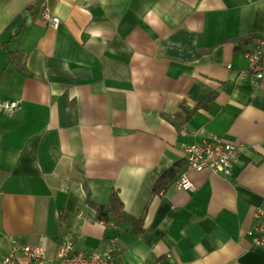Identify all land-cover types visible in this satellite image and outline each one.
Wrapping results in <instances>:
<instances>
[{"label": "crops", "instance_id": "1", "mask_svg": "<svg viewBox=\"0 0 264 264\" xmlns=\"http://www.w3.org/2000/svg\"><path fill=\"white\" fill-rule=\"evenodd\" d=\"M259 39L264 0H0V102L19 105L0 108V264L10 240L52 255L68 231L86 253L115 237L112 264H264V80L243 54ZM197 129L240 146L230 175L187 169Z\"/></svg>", "mask_w": 264, "mask_h": 264}, {"label": "built area", "instance_id": "2", "mask_svg": "<svg viewBox=\"0 0 264 264\" xmlns=\"http://www.w3.org/2000/svg\"><path fill=\"white\" fill-rule=\"evenodd\" d=\"M41 17L56 28L59 19L51 16L44 6ZM247 61V71L255 78L264 80V39H259L248 50L244 51ZM19 107L17 102H0V108L6 114H11ZM204 129H197L194 136L198 140L183 145L186 166L189 170H207L213 174L228 176L237 160L240 146L218 137L206 136ZM176 187L189 191L193 184L181 176L174 183ZM112 225V224H111ZM114 226V225H113ZM254 246H264V206L259 207L255 214V223L249 231ZM78 235L68 231L56 246L52 255L47 253L44 242L37 245L19 246L15 240H10V252L3 258L2 264H112L116 252V238L108 240L103 251L83 252L74 248ZM19 251L21 257H18Z\"/></svg>", "mask_w": 264, "mask_h": 264}, {"label": "trees", "instance_id": "3", "mask_svg": "<svg viewBox=\"0 0 264 264\" xmlns=\"http://www.w3.org/2000/svg\"><path fill=\"white\" fill-rule=\"evenodd\" d=\"M14 54V53H12ZM178 170V164H174L171 166L165 173H163L156 181L154 185V191L161 189L164 185H166L173 177L175 176ZM88 203L95 207L97 211V218L100 221H104L109 223L110 217L108 214V209L103 207L102 205H95L91 201L88 200ZM110 212H111V220L116 224L119 223H129L133 226L132 232L134 234H139L142 231V227L140 225L141 218H133L127 215L123 209L122 204L116 195H111L110 198ZM115 229L117 226L114 224ZM117 230V229H116Z\"/></svg>", "mask_w": 264, "mask_h": 264}]
</instances>
